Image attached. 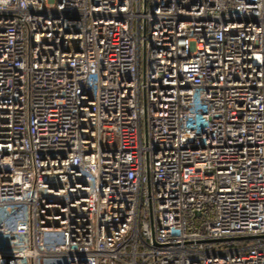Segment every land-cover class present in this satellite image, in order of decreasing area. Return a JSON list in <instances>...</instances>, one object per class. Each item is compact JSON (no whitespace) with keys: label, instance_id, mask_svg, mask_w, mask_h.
Instances as JSON below:
<instances>
[{"label":"built area","instance_id":"1","mask_svg":"<svg viewBox=\"0 0 264 264\" xmlns=\"http://www.w3.org/2000/svg\"><path fill=\"white\" fill-rule=\"evenodd\" d=\"M264 264V0H0V264Z\"/></svg>","mask_w":264,"mask_h":264},{"label":"rangeland","instance_id":"2","mask_svg":"<svg viewBox=\"0 0 264 264\" xmlns=\"http://www.w3.org/2000/svg\"><path fill=\"white\" fill-rule=\"evenodd\" d=\"M57 261L55 259H47V260H42L41 264H56Z\"/></svg>","mask_w":264,"mask_h":264}]
</instances>
